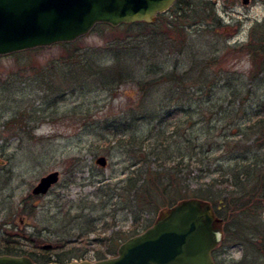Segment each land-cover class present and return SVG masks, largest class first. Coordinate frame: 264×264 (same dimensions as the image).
I'll return each mask as SVG.
<instances>
[{"label": "rangeland", "instance_id": "obj_1", "mask_svg": "<svg viewBox=\"0 0 264 264\" xmlns=\"http://www.w3.org/2000/svg\"><path fill=\"white\" fill-rule=\"evenodd\" d=\"M190 2L184 38L169 30V10L144 32L96 26L73 41L116 74L109 87L79 60L64 59L60 43L0 56V241L12 236L34 252L52 245L53 261L107 258L113 232L144 231L199 187L227 196L237 160L241 169L263 163L264 0ZM55 170L59 181L34 195ZM212 179L216 185H206ZM239 213L237 223L259 226L262 245L239 243L229 226L214 259L264 264V213L259 222L256 210Z\"/></svg>", "mask_w": 264, "mask_h": 264}, {"label": "water", "instance_id": "obj_2", "mask_svg": "<svg viewBox=\"0 0 264 264\" xmlns=\"http://www.w3.org/2000/svg\"><path fill=\"white\" fill-rule=\"evenodd\" d=\"M178 0H0V56L73 42L99 24H151ZM246 3L247 0H244ZM106 166L104 156L98 158ZM60 178L43 176L34 195H45ZM222 219L210 202L192 197L170 207L144 231L123 241L116 255L98 260L46 264H216ZM46 245L44 248H50ZM0 264H39L28 255L0 254Z\"/></svg>", "mask_w": 264, "mask_h": 264}, {"label": "trees", "instance_id": "obj_3", "mask_svg": "<svg viewBox=\"0 0 264 264\" xmlns=\"http://www.w3.org/2000/svg\"><path fill=\"white\" fill-rule=\"evenodd\" d=\"M190 0H178L169 10H170V16L171 18L168 19V27L169 30L173 29V31H177L178 34L181 37H185V30L183 29V22L182 19L184 17H187L184 13V6H189L190 4ZM172 9V10H171ZM168 10V12H169ZM165 16V13H161L159 14L158 18H162ZM189 17V15H188ZM156 24V23H155ZM153 24H148L145 22H137V23H132V24H124L121 25V27H126L128 30H134L135 27H137V30L139 31H145L146 29H148L149 27H151ZM97 27L100 28H109L111 30H116L118 28H113L110 25H106V24H100ZM138 32H136L135 34H137ZM169 33V32H167ZM128 34H133L131 32H128ZM163 34H165V32H163ZM62 47H64V49L67 50L66 52V56H64V59L67 60H79L81 62V66L83 68H87V69H91L93 70L95 73H97L98 75H101V78L103 79L104 83H105V87H109L113 81L114 78L116 76V74L112 73V72H107L105 71V68L102 67L101 65H97L95 64L94 60L88 58V56L86 55L87 53H89L90 51H86L85 52H81L79 47H76V42H67V43H60L58 44ZM41 48H37V49H32V50H27V51H22V52H17L14 53L12 55H20V54H24L26 52H32L34 50H40ZM123 49V46H120V48L118 49V54L119 52H121V50ZM262 49L264 50V46L262 47ZM73 67V66H72ZM54 68V67H53ZM51 68V70L53 71H57L56 68ZM49 72L50 69H49ZM93 73V74H95ZM170 79L169 80H173L175 78V74L171 73V74H167ZM166 75V76H167ZM107 83V84H106ZM45 84L50 85V82L48 83V81L45 82ZM136 119H133V122H135ZM178 122V124H177ZM173 125H172V129L173 128H177L179 127V121L178 119L176 121H173ZM162 133V130H159V132L157 133ZM164 132V131H163ZM160 133V134H161ZM172 133V132H171ZM237 135V134H236ZM173 136V133L170 135ZM169 136V138H170ZM241 139H238V142H241L244 137V133L240 134ZM142 144L140 146V148L142 149ZM154 154V152H153ZM150 155V154H149ZM194 156H191L190 159H193ZM185 155L181 154L178 161L173 165L174 167L177 168V166H180L184 164L185 161ZM189 159V160H190ZM191 163V162H190ZM247 165H244L245 168L241 169L240 168V161L237 160V165L235 168V175H233V172L230 171L228 172V175L230 177V179L232 178V181L229 180V178L225 179V181L230 182V186H232L234 188V191L238 189L237 192H234L232 190H227L230 194H239L236 197H231V195H227L224 196L222 194V192L220 193V191H213L212 189H207V188H202L199 187L195 190H193L194 192V197H200L203 198L204 200H208L211 202V204L213 205V208L215 210V213L217 214V216L220 218H222L226 224H224V233H226V236H228L231 232V229L229 226H231V228H233L234 226L236 227V229H233L234 231V237L235 240H239V243L243 244L246 241L252 246V248L255 249V247L258 248L259 244L262 245V242H257L255 240H258L257 238H259V235H255V232L259 229V226H257V224H253L254 226H251L249 228H246L242 223H237L238 222V218L235 216L236 212L239 211V214H242L243 217L245 215H249V213L252 210H256V215H252V218H254L255 220H257L259 222L258 219L262 220V214L264 213V161L262 164H259V162H255L254 164L252 163L250 166V163H246ZM191 164H188V166H190ZM241 169L243 171H239L238 173H236V170ZM161 171H158V173H160ZM225 175V174H224ZM216 179H212L211 183H208L206 185H216ZM248 188V189H247ZM132 190H134V193L137 194L138 193V186L137 183L136 185L134 184L133 187H131ZM217 192H219V194H217ZM233 192V193H231ZM134 198H136L135 195H133ZM231 197V198H230ZM232 204H234V209H232ZM258 211V212H257ZM243 217H241L240 221H242ZM251 218V217H250ZM256 221V222H257ZM260 225V224H259ZM148 228V227H147ZM238 228V229H237ZM247 230H244V229ZM146 229V228H145ZM255 231V232H254ZM246 233V234H245ZM118 235V236H115ZM264 234V233H262ZM253 237H250L252 236ZM121 233L118 232H113L112 236H110L109 240L111 242H114L115 245H111L113 246V248L115 247V249H113V251H110L111 255H116L117 251H118V247L120 246V244L124 241L123 239H127V238H123V236L121 237ZM263 238V236H262ZM255 242H253V241ZM117 241V242H116ZM264 241V240H262ZM2 242V243H1ZM0 254H14V255H28L29 257H31L35 262L39 263V264H46L49 262L53 261V251L57 250V249H46L44 247H40V251L39 252H34L33 248H29V247H23V245L20 244V241L12 236H6L4 241H0ZM118 243V244H117ZM37 246V245H35ZM61 246H65V244L63 243ZM74 254V252H70V254ZM76 253V251H75ZM106 256H103L102 258H105ZM100 258V259H102ZM57 262L60 263H65L62 262L61 260H55ZM71 261V260H70ZM216 262V260H215ZM216 264H218L216 262Z\"/></svg>", "mask_w": 264, "mask_h": 264}, {"label": "flooded vegetation", "instance_id": "obj_4", "mask_svg": "<svg viewBox=\"0 0 264 264\" xmlns=\"http://www.w3.org/2000/svg\"><path fill=\"white\" fill-rule=\"evenodd\" d=\"M250 1H251V0H247V2L245 3L244 0H243V3H244V4H248Z\"/></svg>", "mask_w": 264, "mask_h": 264}]
</instances>
